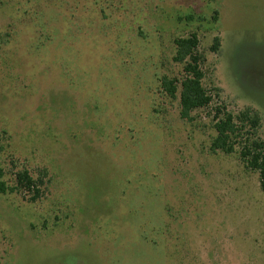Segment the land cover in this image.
I'll return each instance as SVG.
<instances>
[{
    "label": "rangeland",
    "instance_id": "obj_1",
    "mask_svg": "<svg viewBox=\"0 0 264 264\" xmlns=\"http://www.w3.org/2000/svg\"><path fill=\"white\" fill-rule=\"evenodd\" d=\"M213 104L181 117L176 40ZM214 45H220L217 52ZM258 111L264 0H0V264H264V192L213 108Z\"/></svg>",
    "mask_w": 264,
    "mask_h": 264
},
{
    "label": "trees",
    "instance_id": "obj_2",
    "mask_svg": "<svg viewBox=\"0 0 264 264\" xmlns=\"http://www.w3.org/2000/svg\"><path fill=\"white\" fill-rule=\"evenodd\" d=\"M176 56L174 62L183 65L182 79L164 77L161 81L164 93L177 98L181 88L180 106L181 117L184 120L192 119V113L210 107L217 98L204 86L205 72L203 65L206 59L199 53L200 41L193 34L186 38L176 40ZM220 45H214L217 52ZM214 129L217 133L212 143L213 152L222 151L233 154L240 148V156L246 166L260 175V185L264 192V138L258 132L262 127V117L254 109L246 108L238 114L230 112L224 105L217 104L213 108ZM19 193L33 201L42 196V189L31 174L24 170L15 175L14 185L5 180V173L0 166V194Z\"/></svg>",
    "mask_w": 264,
    "mask_h": 264
}]
</instances>
